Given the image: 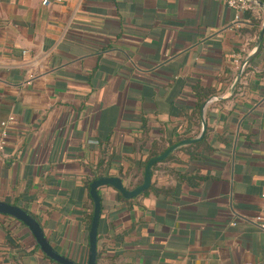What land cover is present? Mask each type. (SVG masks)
<instances>
[{"label":"crops","instance_id":"crops-1","mask_svg":"<svg viewBox=\"0 0 264 264\" xmlns=\"http://www.w3.org/2000/svg\"><path fill=\"white\" fill-rule=\"evenodd\" d=\"M234 16L218 0H0V136L16 118L0 200L86 263L87 180L130 188L151 153L204 133L135 198L99 189L97 264H264V0ZM0 264L60 263L0 213Z\"/></svg>","mask_w":264,"mask_h":264},{"label":"water","instance_id":"water-1","mask_svg":"<svg viewBox=\"0 0 264 264\" xmlns=\"http://www.w3.org/2000/svg\"><path fill=\"white\" fill-rule=\"evenodd\" d=\"M203 125L205 128L204 120H203ZM203 134L204 133H202V135L199 138H201ZM199 138L183 140L180 143L169 147L164 153L154 158H151L146 166L143 183L133 189H130L127 186H125L122 178L119 176H101L94 179L91 182L90 194L94 201V213L89 231V254L86 263L78 262L59 252L46 236L45 231L41 223L38 221V219L23 207L6 202L4 200H0V213L11 215L16 219L20 220L21 222H23L24 224H26L31 230L32 234L34 235L41 250L52 260L60 264H97L98 231H99V223L102 213V202H101L99 189L102 186L111 185L115 187L117 190H119L125 198L127 199L135 198L136 196L140 195L144 190L148 189L151 186L152 176H153L152 167L156 162H160L164 160L170 153H172L176 148H178L182 144L195 142L199 140Z\"/></svg>","mask_w":264,"mask_h":264},{"label":"built area","instance_id":"built-area-1","mask_svg":"<svg viewBox=\"0 0 264 264\" xmlns=\"http://www.w3.org/2000/svg\"><path fill=\"white\" fill-rule=\"evenodd\" d=\"M225 5H227L230 9L234 11V21L238 23V26L240 25L241 21L243 20V16L246 12L254 9L258 4L259 0H218ZM49 3V1H47ZM26 52V51H25ZM247 62L245 61L242 64V67L244 68L246 66ZM16 121L15 116H10L7 120L2 121L1 126V136H0V154L4 152L6 146H7V138H8V125L10 123H14ZM259 220V217L257 218ZM264 227V224H262Z\"/></svg>","mask_w":264,"mask_h":264},{"label":"trees","instance_id":"trees-1","mask_svg":"<svg viewBox=\"0 0 264 264\" xmlns=\"http://www.w3.org/2000/svg\"><path fill=\"white\" fill-rule=\"evenodd\" d=\"M202 106H203V103H201L200 105H199V107H200V109L202 108ZM201 142H203V139H201V140H198V141H195L194 142V144H200ZM166 151V150H165ZM165 151H163L162 153H164ZM156 156H158V154L157 153H151L150 155H149V158L147 159V161H146V166H147V163H148V161L151 159V158H154V157H156ZM171 157V153L164 159V160H166V159H168V158H170ZM164 160H162V161H164ZM157 163L158 162H156L154 165H153V167H152V169L157 165ZM145 170H146V168H145ZM145 173V172H144ZM100 176H102V173L101 174H97V176L96 177H100ZM95 177V178H96ZM94 179V178H93ZM93 179H88L87 180V186L88 187H90V184H91V182L93 181ZM143 183V180H141V181H139L138 183H136V184H131V186H130V189H133V188H135V187H137L138 185H140V184H142ZM151 186H152V184H151ZM151 186L148 188V189H150L151 188ZM148 189H146V190H144L142 193H144V192H146V191H148ZM141 193V194H142ZM122 197H123V195H121ZM92 198V197H91ZM92 203H93V206H92V211H91V213L89 214V222H90V227H91V222H92V219H93V213H94V201H93V198H92ZM24 224V223H23ZM24 225H26V224H24Z\"/></svg>","mask_w":264,"mask_h":264}]
</instances>
